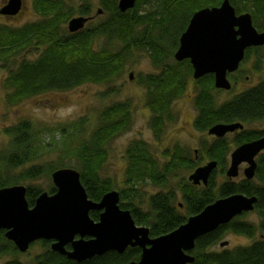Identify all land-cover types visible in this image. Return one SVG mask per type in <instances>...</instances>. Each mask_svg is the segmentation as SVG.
<instances>
[{
  "label": "trees",
  "instance_id": "1",
  "mask_svg": "<svg viewBox=\"0 0 264 264\" xmlns=\"http://www.w3.org/2000/svg\"><path fill=\"white\" fill-rule=\"evenodd\" d=\"M85 1L74 8L68 0H32L33 10L43 18L20 26L0 23V61L8 70L3 86L7 89L9 102L16 103L50 92H65L83 83L113 84L122 77L136 52L146 51L157 70L139 74L138 81L147 89L146 102L151 111L149 122L156 137L176 120L173 101L185 92L190 82L196 89L194 104L197 115L194 126L198 130L208 131L217 123L241 122L245 125L264 120V80L217 103L215 93L221 90L214 85V75L206 74L195 79L189 59L177 61L174 58L180 35L192 14L203 7L218 6L223 0H136L135 6L125 12L119 9L118 0H99L106 16L98 24L90 22L72 34L67 33L64 25L72 17L91 14V6ZM230 2L237 13L249 12L254 26L264 31V0ZM146 6H150V9ZM31 48L37 53L35 59L22 58L15 62L18 52L29 53ZM251 53L257 56L255 65H259L264 58V45L247 49L244 61ZM235 73L229 77L237 79L241 75L240 72ZM106 92H110V89ZM131 113L128 100L114 101L99 111L96 124L87 134V119L81 117L67 140L71 146L68 147V155L74 157V165L60 162L47 169L43 165H33L17 178L4 173L25 165L34 157L39 132L46 129L36 126L31 120L12 125L7 130L12 136L10 145L0 152V187L18 183L22 179H37L44 172L51 175L56 167L73 166L78 168L80 180L90 199L99 201L106 192L118 190L120 207L131 212L136 224L147 226L151 237L175 230L188 217L199 213L218 197L234 193L256 195L258 199L254 210L259 214L260 224L245 220V212L201 235L190 251L194 261L187 264H264V152L257 157V168L252 179H230L225 176L230 143L226 136L214 139L207 148L203 147L204 152L199 159L202 160L206 154L210 160L217 161V167L212 171L207 185H195L189 180L184 182L181 186L183 202L180 204L176 187L170 179L179 168L194 169V158L175 146L172 150L163 149L162 161L153 155L146 141L135 139L125 151V186L117 187L112 178L102 174V167L107 159V144L130 129ZM236 133L238 135L232 143L238 146L260 137L264 131L245 127ZM218 175L224 179L219 180ZM144 183L164 187V190L141 196L139 188ZM49 191L53 193L55 187L52 186ZM39 193L40 189L27 187L26 198L30 206L34 205ZM143 206L147 209L144 210ZM90 216L97 219L98 212L91 211ZM258 229L261 233L256 236ZM227 231L253 240L247 245L211 251L210 247ZM38 242L43 250L30 263L13 258L2 264H131L139 261L141 255L139 246H128L121 253L110 250L78 262L53 251L50 241ZM19 252L1 231L0 255Z\"/></svg>",
  "mask_w": 264,
  "mask_h": 264
},
{
  "label": "water",
  "instance_id": "2",
  "mask_svg": "<svg viewBox=\"0 0 264 264\" xmlns=\"http://www.w3.org/2000/svg\"><path fill=\"white\" fill-rule=\"evenodd\" d=\"M22 3V0H7L0 14L15 15ZM135 3L136 0H118V7L125 12ZM101 12L99 9L98 13ZM89 19L84 15L72 17L68 22L69 31L84 28ZM263 45L264 31L254 26L251 14H238L230 0H223L218 6L203 7L192 14L180 35L174 58L177 61L189 59L195 79L213 74L216 88L231 90L233 84L229 75L239 69L247 49ZM130 78H133L132 73ZM243 127L241 122L217 123L208 133L221 138ZM262 150L264 136L240 144L230 154L226 175L237 177L240 165L247 163L243 173L252 179L257 168L256 156ZM217 164L216 160H210L197 167L188 180L195 185H207ZM51 178L55 191L39 193L33 206L26 198V186L0 187V232L4 230V236L20 252H26L35 241L47 240L53 251L78 262L110 250L121 253L128 246H139L142 251L137 264L191 263L194 256L190 251L198 237L253 211L258 199L256 195L243 193L217 198L175 230L151 237L147 226L136 224L131 212L120 207L118 190L108 191L99 201H94L88 197L75 168H57ZM91 210L102 211L97 221L91 218ZM227 244L228 241L220 243L221 246Z\"/></svg>",
  "mask_w": 264,
  "mask_h": 264
},
{
  "label": "rangeland",
  "instance_id": "3",
  "mask_svg": "<svg viewBox=\"0 0 264 264\" xmlns=\"http://www.w3.org/2000/svg\"><path fill=\"white\" fill-rule=\"evenodd\" d=\"M6 1L7 0H0V8ZM68 2L74 6V8H78L86 1L68 0ZM87 2L91 6V15H94V19L91 23L94 25L98 24L104 16H106V14L103 13L102 6L99 0H87ZM146 8L150 9V6H146ZM99 9L102 10V13H98ZM75 16H79V14ZM35 18L36 13L32 7V0H24V8L20 15L14 18H7L0 14V23L10 26H20ZM65 28L67 29V27ZM29 51V53H24V51L18 52L15 56V62L18 63L22 58L35 59L37 57L34 48L29 49ZM257 59V56L251 53L250 57L240 64L241 66L237 70V73L240 72L241 75H239L237 79H232L230 77L233 88L231 90H221L215 93V101L217 103H221L231 98L234 94L240 93L264 80V58H262L259 65L256 66ZM2 65H4V62L0 61V152L7 150L10 145L12 136L7 130L12 125L24 120H31L36 126L46 129L39 132V143H37L38 146L34 157L32 156L30 161L25 165L8 170L4 173L10 177L17 178L19 174L25 172L26 168L33 165H43L46 167L45 169L60 162L74 165V157L71 158V156L68 155V147L70 145H68L67 140L69 139L68 134L73 131L75 123L79 121L81 117H85L88 122L85 126V134H87V132L89 133L97 122L99 111L118 100H128L131 103L132 124L129 130L118 135L107 144V159L102 167V174L112 178L117 187L123 188L125 186L124 180L127 166L125 151L128 144L135 139L146 141L153 155L162 161L164 159L162 153L163 149L169 148L172 150L175 146H179L184 154L194 158L196 162V167L194 169L179 168L170 179L171 184L176 187L178 196L177 201L180 204L183 202L181 200V186L183 183L188 181L189 175L197 167L210 161L206 154L202 160L199 159V157L201 153L204 152L203 147L207 148L216 138L211 136L208 131H200L194 126L197 109L194 104L196 89L193 82H190V84L188 83L185 92L178 99L173 101L172 109L177 116L176 120L169 123L164 130L160 132L158 137H156L154 130L150 127L149 120L151 111L146 102L147 89L138 81V76L139 74L154 72L157 69L152 64L148 52L146 51H137L135 56L128 62L122 77L113 84L83 83L65 92H50L44 95L25 98L16 103H11L6 98L7 89L3 86V81L8 70ZM131 73L133 74L132 79L130 78ZM108 89H110V92L107 93L106 91ZM245 126L247 129L263 131L264 120L254 121L250 124H245ZM237 135L238 133L226 135L230 143L227 168L230 165L231 152L238 147L235 143H232ZM241 165L240 175L234 178L235 180H240L244 177L243 168L247 165ZM71 167L78 171V168ZM57 168L59 167L54 168V170ZM218 179L223 180L224 177L218 175ZM11 185H24L26 187L38 188L40 189V193L42 191L51 193L49 190L54 186L51 175H47L45 172L37 179H22L18 183L7 186ZM139 189L141 196H148L151 193L164 190V187L144 183ZM143 208L144 210L147 209L146 206H143ZM180 208H183V206ZM243 218L245 220L254 221L256 225H259L261 221L259 214L255 210L248 212ZM260 233L261 231L258 229L256 236ZM252 240L253 239L245 235L227 231L219 241L210 247V250L219 251L223 248H234L239 245H247L252 242ZM223 241H228V244L226 246H221L220 243ZM42 250V244L36 241L32 243L26 252L0 255V264L13 258H18L21 261L30 263L38 253L42 252Z\"/></svg>",
  "mask_w": 264,
  "mask_h": 264
},
{
  "label": "flooded vegetation",
  "instance_id": "4",
  "mask_svg": "<svg viewBox=\"0 0 264 264\" xmlns=\"http://www.w3.org/2000/svg\"><path fill=\"white\" fill-rule=\"evenodd\" d=\"M22 2H23V3H22V7H21V9H20V10L18 11V13H16L15 15H3V14H1V15H2V16H5V17H7V18H14V17H17L18 15H20V13L22 12V10H23V8H24V0H22ZM34 12L36 13V18H35L34 20H31V21H36V20H38V19L43 18L42 15L40 16L36 11H34ZM101 13H102V12H101ZM79 16H80V15H79ZM87 17H89L90 19L86 22L85 26H86L88 23H90V22L93 21V19H94V15H91V14H90V15L87 16ZM28 22H30V21H28ZM85 26H84V27H85ZM64 27H67V31H66L67 33H70V34L74 33V32H70V31H69V29H68V23H67V25H64ZM75 32H76V31H75ZM67 35H68V34H67ZM245 61H246V60H245ZM243 62H244V61H243ZM243 62H242V63H243ZM242 63H241V64H242ZM240 66H241V65H240ZM239 68H240V67H239ZM245 127H246V126L244 125L243 129H244ZM239 130H242V129H238V130H236V131H234V132H230V133H228V134L236 133V132H238ZM263 131H264V130H263ZM211 136H213V135H211ZM225 136H226V135H225ZM225 136H224V137H225ZM262 136H264V134L261 135L260 137H262ZM213 137H215V136H213ZM260 137H258V138H260ZM215 138H217V137H215ZM254 139H257V138H254ZM254 139H253V140H254ZM243 143H244V142H243ZM238 146H239V145H238ZM262 152H264V150H262L260 153H262ZM229 153H230V152H229ZM260 153H259V154H260ZM259 154H258V155H259ZM258 155L256 156V161H257V157H258ZM242 164H246V165L248 166L247 163H242ZM241 166H242V165H240V168H241ZM247 166H246V167H247ZM246 167H245V168H246ZM240 168H239V175H240ZM245 168H243V171H244ZM239 175H238V176H239ZM243 175H244V173H243ZM244 177H245V176H244ZM245 178H246V177H245ZM122 209H124V208H122ZM91 211H96V212H98V218H97V219H94L95 221H97V220L99 219L100 213H101L102 211H101V210H91ZM91 211H90V212H91ZM3 231H4V230H3ZM78 237H79V235L76 236V238H78ZM85 238H88V237H85ZM67 246H68V245H67ZM69 246H70V245H69ZM70 248H71V247H70ZM70 248H69V249H70ZM141 251H142V250H141ZM132 262H133V261H132ZM134 262H137V263H138V261H134ZM134 262H133V263H134Z\"/></svg>",
  "mask_w": 264,
  "mask_h": 264
}]
</instances>
